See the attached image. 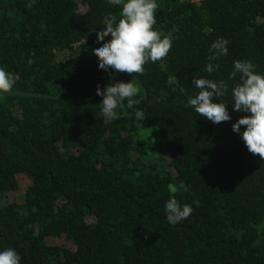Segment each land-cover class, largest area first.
Here are the masks:
<instances>
[{
    "label": "trees",
    "instance_id": "16d2710c",
    "mask_svg": "<svg viewBox=\"0 0 264 264\" xmlns=\"http://www.w3.org/2000/svg\"><path fill=\"white\" fill-rule=\"evenodd\" d=\"M157 5L153 28L171 48L129 74L92 52L122 6L0 0V68L15 80L0 93V251L20 264H264V158L232 131L247 114L232 110L230 77L237 60L264 74V0ZM221 37L228 54L209 60ZM198 78L224 82L229 121L187 106ZM117 80L138 94L108 120L96 89ZM173 197L192 207L175 225Z\"/></svg>",
    "mask_w": 264,
    "mask_h": 264
},
{
    "label": "clouds",
    "instance_id": "9594fccd",
    "mask_svg": "<svg viewBox=\"0 0 264 264\" xmlns=\"http://www.w3.org/2000/svg\"><path fill=\"white\" fill-rule=\"evenodd\" d=\"M113 5L122 6L120 18L106 19L103 27L96 32L98 43L92 52L98 57V68L113 73H142L149 61L155 63L165 57L171 48V39L161 37L153 26L156 23L157 0H111ZM109 39L105 40L104 37ZM228 41L218 38L210 46L209 60L228 54ZM215 65L208 63L205 71L212 73ZM239 75V83L231 89L232 110L247 115L241 116L232 124V131L244 142L248 152L264 158V74L257 73L249 61L233 62L230 77ZM14 78L0 68V93L10 91ZM192 84L199 91L187 101L199 116L214 124L229 121L231 116L226 104L217 101L224 94L223 81L215 82L207 78H198ZM96 94L102 97L100 112L108 120L117 118V109L135 103L138 88L130 81L117 80L105 84L103 89L97 86ZM140 115V113H137ZM241 126L243 130H241ZM184 188V185H180ZM186 190V189H185ZM164 211L168 223L175 225L188 218L192 212L190 205H181L174 197L165 202ZM0 264H20V256L12 248L0 251Z\"/></svg>",
    "mask_w": 264,
    "mask_h": 264
},
{
    "label": "rangeland",
    "instance_id": "374dc122",
    "mask_svg": "<svg viewBox=\"0 0 264 264\" xmlns=\"http://www.w3.org/2000/svg\"><path fill=\"white\" fill-rule=\"evenodd\" d=\"M28 182V179L27 178H23L22 179V185H26V183ZM16 197H20V192H18L17 194H16ZM17 199V198H16ZM54 244H57V245H61V244H65V240L64 239H60V240H57V241H54L53 242Z\"/></svg>",
    "mask_w": 264,
    "mask_h": 264
},
{
    "label": "built area",
    "instance_id": "2783aa9c",
    "mask_svg": "<svg viewBox=\"0 0 264 264\" xmlns=\"http://www.w3.org/2000/svg\"><path fill=\"white\" fill-rule=\"evenodd\" d=\"M191 1L198 3V2H200L201 0H191Z\"/></svg>",
    "mask_w": 264,
    "mask_h": 264
}]
</instances>
